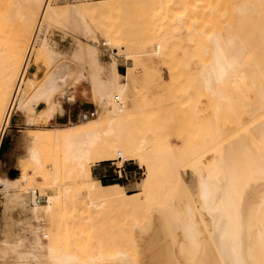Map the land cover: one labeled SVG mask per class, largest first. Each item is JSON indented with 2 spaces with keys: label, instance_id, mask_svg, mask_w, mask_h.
<instances>
[{
  "label": "bare ground",
  "instance_id": "obj_1",
  "mask_svg": "<svg viewBox=\"0 0 264 264\" xmlns=\"http://www.w3.org/2000/svg\"><path fill=\"white\" fill-rule=\"evenodd\" d=\"M21 1L30 2L29 11L22 12L24 5L15 1L4 14L8 22L18 18L24 26L17 28L22 31L12 58L0 66V137L13 115L21 116L33 133L32 145L23 150L38 182L31 188L35 223L22 222L17 235L5 225L0 264H155L156 259L142 255H149L148 235L156 222L164 246L154 251L164 250L165 259L158 256L163 264H264V0H234L222 25L185 27L200 51L192 89L206 110L208 129L201 130L208 131L213 155L198 164L181 205L157 206L153 223L136 224L124 246L88 242L102 229L109 206L126 196L119 184L94 182L91 165L105 154L114 155L119 168L131 161L126 147L110 139L122 142L133 122L127 118L138 94L134 56L125 49L127 40L114 34L101 45L90 10L77 1ZM184 17L179 14L176 21L183 24ZM121 60L132 62L125 74L118 70ZM3 84L11 93L8 99ZM79 96L91 100L94 116L84 113L78 123H60ZM140 141L143 153L151 138ZM74 176L83 177L80 189L88 198L77 215L72 210L76 191L67 185ZM23 184H33L29 172L11 180L0 174L6 213L27 209ZM38 189L47 193L45 207ZM40 213L55 216L50 239L41 233ZM72 233L79 240L76 246L69 241Z\"/></svg>",
  "mask_w": 264,
  "mask_h": 264
},
{
  "label": "rangeland",
  "instance_id": "obj_2",
  "mask_svg": "<svg viewBox=\"0 0 264 264\" xmlns=\"http://www.w3.org/2000/svg\"><path fill=\"white\" fill-rule=\"evenodd\" d=\"M15 1L24 5L21 8L22 12L30 10L28 1L0 0V66H4L8 59L12 58L14 42L18 32L22 31L17 28L23 29L24 26L18 18L8 22L4 17L5 12ZM73 1L90 10L95 28L100 33L101 45L109 37V33L128 41L125 49L133 54V63L137 70L132 79L138 94L134 110L127 118L133 119V122L126 130L122 142L110 139L113 143L124 145L127 149L126 156H130V160L133 161L123 166L127 177L115 176V170L119 165L114 160V155L105 154L106 159L91 165V178L94 182L99 181L102 185L119 184L123 186L122 191L126 196L124 202L109 206L107 217L102 222V229L96 230L88 242L90 241L92 246L114 243L124 246L136 224L146 227L148 222L153 223L157 206L181 205L186 192L194 183L198 164L207 161L213 155L212 143L207 141L208 131L201 130L208 129L206 110L193 90L194 86L192 87L194 85L192 74L199 63L200 51L195 40L186 35L185 27L197 25L209 28L224 24L228 21L229 10L234 0H56V3L65 5ZM179 14H185L183 24L176 21ZM137 41L140 44H136ZM158 49L162 51L161 57L155 55V50ZM102 59L108 61L109 57L104 53ZM127 64L130 65L132 62L120 61L121 73H125ZM30 70L34 71L35 68L31 67ZM2 73L4 74V68ZM2 78H5V75ZM1 86L3 97L7 96L8 99L11 93L6 91L4 84ZM73 109L79 115L82 111H94V105L90 99L79 96L77 104L70 108ZM78 121L79 119L76 122ZM59 122L64 123L62 119ZM31 134L32 131L26 130L23 126V118L19 115H13L10 126L3 134L0 171L7 176L8 168L17 169L15 174L9 173L13 178L29 172L33 184H23L20 190L27 199V209L13 208L6 213L3 205L7 199L4 194H0V242L1 231L6 224L11 225L10 230L14 234H21L22 222L28 220L35 223L31 211L33 206L31 188L38 182L32 172L33 166L24 157L25 148L31 146L33 142ZM142 137L151 138V145L143 153L138 151ZM20 156L22 161L19 162ZM48 165L50 164L47 163L46 166ZM63 176H66L64 171ZM82 180L83 177L74 176L73 181L67 184L73 186L76 191L75 205L72 206L75 215L79 214L80 206H83L81 202L88 201L86 194L80 189ZM37 197L41 200V206L48 205L45 191L38 189ZM88 211L90 212V209L81 212L87 214ZM39 215L42 216L41 233L47 234L50 239L54 231L52 222L55 216L53 213L50 216L43 213ZM156 225L157 222L148 235V247L153 249L147 247L149 255H141L144 259L148 256L152 260L156 259L155 264H163L164 241L160 235L159 222L158 229ZM158 234L160 237H157ZM74 235L72 233L69 241L78 245L79 240ZM159 238L162 239L161 243ZM155 246L162 248L163 253L160 254L163 256L159 254L160 249L155 253ZM159 259L160 263L157 262Z\"/></svg>",
  "mask_w": 264,
  "mask_h": 264
},
{
  "label": "crops",
  "instance_id": "obj_3",
  "mask_svg": "<svg viewBox=\"0 0 264 264\" xmlns=\"http://www.w3.org/2000/svg\"><path fill=\"white\" fill-rule=\"evenodd\" d=\"M128 65V64H127ZM127 65H126V71H127ZM119 66H120V64H119ZM118 70H119V72H120V68H118ZM126 71H125V73H126ZM121 73V72H120ZM125 73H121V74H125ZM77 104V103H76ZM72 108V107H71ZM84 113H88V112H84V111H82V112H80V114H81V116L84 114ZM81 116H80V118H81ZM77 119H78V114H77V112H76V110L75 109H73V110H70V108L68 109V111H67V113L64 115V117H62V120L64 121V123L63 124H66V125H68V124H70V123H72V124H75V123H78L79 121H80V119H79V121L78 122H76L77 121ZM61 120V119H60ZM3 138V137H2ZM21 147V146H20ZM24 149V148H23ZM20 160L22 161V157L20 156L19 157V162H20ZM5 163H7V161L5 162ZM17 169H15V168H8L7 169V176H6V174L4 173V172H1L0 171V174H2L4 177H6L7 179H15V178H11L10 177V175H9V173L10 174H15L17 171H16ZM19 172H20V170H19Z\"/></svg>",
  "mask_w": 264,
  "mask_h": 264
},
{
  "label": "built area",
  "instance_id": "obj_4",
  "mask_svg": "<svg viewBox=\"0 0 264 264\" xmlns=\"http://www.w3.org/2000/svg\"><path fill=\"white\" fill-rule=\"evenodd\" d=\"M88 115L89 116H91V117H93L94 116V111H92V112H88ZM80 116H81V114L79 113V115H78V119H80ZM2 141H3V138L2 137H0V149H1V146H2ZM127 162H125L124 163V165L126 164ZM123 165V166H124ZM123 166L122 167H118V169H116L115 170V176H117L118 178H123V177H127V173L126 172H124V168H123ZM124 173V174H123Z\"/></svg>",
  "mask_w": 264,
  "mask_h": 264
},
{
  "label": "trees",
  "instance_id": "obj_5",
  "mask_svg": "<svg viewBox=\"0 0 264 264\" xmlns=\"http://www.w3.org/2000/svg\"><path fill=\"white\" fill-rule=\"evenodd\" d=\"M11 178H13V177H11Z\"/></svg>",
  "mask_w": 264,
  "mask_h": 264
}]
</instances>
